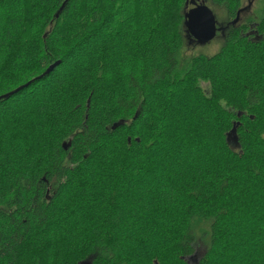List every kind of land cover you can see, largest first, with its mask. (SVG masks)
Returning a JSON list of instances; mask_svg holds the SVG:
<instances>
[{"label":"trees","instance_id":"16d2710c","mask_svg":"<svg viewBox=\"0 0 264 264\" xmlns=\"http://www.w3.org/2000/svg\"><path fill=\"white\" fill-rule=\"evenodd\" d=\"M188 1L0 0V264H264V16Z\"/></svg>","mask_w":264,"mask_h":264},{"label":"rangeland","instance_id":"374dc122","mask_svg":"<svg viewBox=\"0 0 264 264\" xmlns=\"http://www.w3.org/2000/svg\"><path fill=\"white\" fill-rule=\"evenodd\" d=\"M202 2L213 10L220 27L225 29V35L223 36V33L219 32L212 42L200 45L193 43V41L187 37V34L183 29L184 32L182 34L184 36V44L181 51L183 64L190 62L193 58L198 56L212 57L218 54L224 47L227 38L226 34L231 27L232 21L229 20L228 11L225 5H219L215 0H202ZM193 5L194 3L190 2L188 9L193 8ZM241 8L244 10L240 15L238 23L235 25L237 27H244L246 25H251L252 23H257L261 21L264 16V0H241ZM208 242L209 240L207 236L199 237L197 241V253L188 259L189 264H198L199 259L207 250L209 245Z\"/></svg>","mask_w":264,"mask_h":264},{"label":"water","instance_id":"95a60500","mask_svg":"<svg viewBox=\"0 0 264 264\" xmlns=\"http://www.w3.org/2000/svg\"><path fill=\"white\" fill-rule=\"evenodd\" d=\"M194 1V0H193ZM193 3V2H192ZM195 7L188 9L189 1L186 5L185 12V28L189 36L193 37L199 42L200 45L212 42L218 33V20L213 10L202 2V0L194 1ZM63 7L60 10L62 12ZM244 9L238 11L236 19L232 22V25H236L240 19V15ZM60 13L57 14V18ZM60 65V61L51 65L46 73L52 72L55 67ZM227 141L234 147H238L237 125H234L233 129L227 134ZM82 264H93V262H84Z\"/></svg>","mask_w":264,"mask_h":264},{"label":"flooded vegetation","instance_id":"af4514ba","mask_svg":"<svg viewBox=\"0 0 264 264\" xmlns=\"http://www.w3.org/2000/svg\"><path fill=\"white\" fill-rule=\"evenodd\" d=\"M190 2H193L194 3V1L193 0H190ZM190 4V3H189ZM194 7H195V5H193ZM232 24V23H231ZM218 33L219 32H221V33H223V36L225 35V29L224 28H221L220 27V24H219V22H218ZM218 33H217V35H218ZM248 35H250L251 37H254V35H255V33L253 32V31H250L249 33H248ZM187 37L189 38V39H191L192 41H193V43H196V44H199V42L197 41V40H195L193 37H191V36H189L188 34H187ZM255 38V37H254Z\"/></svg>","mask_w":264,"mask_h":264}]
</instances>
